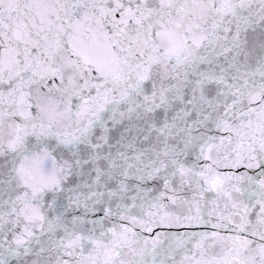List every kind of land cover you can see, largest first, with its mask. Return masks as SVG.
I'll list each match as a JSON object with an SVG mask.
<instances>
[{
	"label": "snow or ice",
	"instance_id": "6c2138e0",
	"mask_svg": "<svg viewBox=\"0 0 264 264\" xmlns=\"http://www.w3.org/2000/svg\"><path fill=\"white\" fill-rule=\"evenodd\" d=\"M0 264H264V0H0Z\"/></svg>",
	"mask_w": 264,
	"mask_h": 264
}]
</instances>
